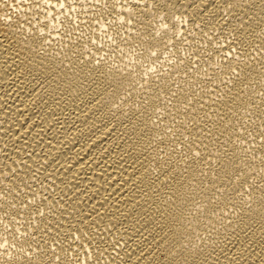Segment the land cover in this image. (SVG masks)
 Listing matches in <instances>:
<instances>
[{"label": "bare ground", "instance_id": "6f19581e", "mask_svg": "<svg viewBox=\"0 0 264 264\" xmlns=\"http://www.w3.org/2000/svg\"><path fill=\"white\" fill-rule=\"evenodd\" d=\"M25 1L0 0V264H264V0Z\"/></svg>", "mask_w": 264, "mask_h": 264}, {"label": "rangeland", "instance_id": "374dc122", "mask_svg": "<svg viewBox=\"0 0 264 264\" xmlns=\"http://www.w3.org/2000/svg\"><path fill=\"white\" fill-rule=\"evenodd\" d=\"M30 1L32 2V0H30ZM30 1H29V0H28V1H25V3L30 2ZM33 1H35V0H33ZM91 1H92V0H91ZM91 1H90L89 4L86 3V5L90 6L91 3H92ZM95 1H98L100 4L96 2V4H94V5L92 4V5H93V7L96 5V8H98V7L101 6V4H103V3H102L103 1H104V4H103V5L106 6L108 0H102V1H101V0H94V3H95ZM111 1L114 2L115 0H111ZM118 1H119V0H116V2H118ZM99 5H100V6H99ZM33 6H34V5H33ZM80 9H81V8L78 7V9H77V8H76V10L74 9L76 12H74V13L72 12V13H73V14H82V11H81ZM33 10H35V9L33 8ZM74 10H72V11H74ZM80 12H81V13H80ZM106 23L109 24V23H110V19L108 20V18H107V19H106ZM77 25H78V24H75V28H76ZM97 26L99 27V25H96V27H95V25H94V27H91L90 30H89V28H87V29H86V30H87L86 32H87L88 34L84 33V36L87 37V38H90V39H95L97 35H98V36H97L98 38H99V36H103L104 34H102V31H103V30H104V31L106 30L105 27H104V26H103V27L100 26V27L98 28ZM77 27H78V26H77ZM93 28H94V29H93ZM103 28H104V29H103ZM78 29H79V28H78ZM76 30H77V29H76ZM89 31H90V32H89ZM95 31H96V32H95ZM104 31H103V33H104ZM89 33H91V35H90ZM94 34H95V35H94ZM86 35H87V36H86ZM92 36L95 37V38H93ZM91 37H92V38H91ZM96 39H97V38H96ZM104 39H105V40H104V46H103L104 48L102 47V48H103V52H104V49H105V48H106L105 50H107V48H110V49H108V50L113 52V53L111 52V55H112L111 57L113 58V59H112V58H111V59H112L114 62H115L116 60H117L116 62H118V60L120 61L121 59H122L121 61H124V60H125V61H128V62H129V61H130V62H131V61H132V62H135V61L137 60L138 57H136L134 54H128V53L125 54V53H124V52H125L124 50H122V49H118V48H114V46L112 45L113 40L111 41L112 38H111V39H108V37H107V38L105 37ZM106 39H107V40H106ZM106 41H107V43L109 44V46H108V44L106 43ZM109 42H110V43H109ZM105 43H106V45H105ZM106 46H107V47H106ZM102 48H101V49H102ZM122 51H123V52H122ZM107 53H108V52H107ZM127 54H128V55H127ZM132 56H133V57H132ZM135 58H136V60H134ZM142 61H143V60H141V63H142ZM143 66H144V65H143ZM1 222H2V223H1ZM2 224H3V226H2ZM1 226H2V227L5 226L4 228L7 229V224L4 223L3 219L1 220V218H0V228H2ZM4 228H2V231L0 232L1 236H3V234H4L5 231H7V230L4 229ZM9 228H10V227H8V230H9ZM3 229H4L5 231H4ZM0 244H1V245L3 244L2 239H0Z\"/></svg>", "mask_w": 264, "mask_h": 264}]
</instances>
